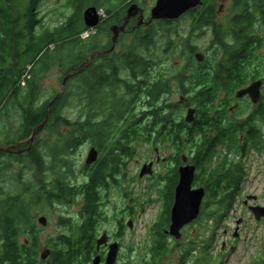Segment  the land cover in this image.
Returning a JSON list of instances; mask_svg holds the SVG:
<instances>
[{"label":"rangeland","instance_id":"374dc122","mask_svg":"<svg viewBox=\"0 0 264 264\" xmlns=\"http://www.w3.org/2000/svg\"><path fill=\"white\" fill-rule=\"evenodd\" d=\"M113 1L115 4L119 3V0ZM210 1L215 3L216 11L223 7L217 16L220 24L226 25L240 12V9L235 7V0ZM135 2L144 9L146 20H149L151 9L156 5L157 0ZM66 5L67 0H43L39 5V12L41 15H46L45 24L48 27H57L72 16L73 10ZM101 10L104 11V9ZM193 17V15H186L176 21L173 26L176 32L171 33L170 44L167 35L160 31L156 36L155 45L150 46L148 51H144L145 55L151 59L154 56L158 64L151 74L152 80L158 76L171 79L172 91L165 94L162 100L174 104L172 113L177 122H186L185 118L190 107L198 110L197 105L189 100L194 92L190 90L187 93L185 88H181L176 79L177 75L186 72L188 76H193V70L214 71L224 56L223 49L213 44L211 27L194 29ZM138 22L137 17L131 21L133 24L131 26L135 27ZM255 25H257L255 33L261 37V43L258 46L256 59L249 67L251 77L247 84L259 79L264 82V24L258 19ZM86 31H89L87 37L95 35L98 42H106L110 36L108 33H102L99 36L97 28L87 29L84 32ZM125 35L121 36L116 47L117 53L123 52L128 47L131 36ZM189 45L197 46L198 49L192 51ZM196 53L204 55L203 63L197 60ZM66 77L65 69L60 64L52 66L47 73L39 76L38 104L63 92L66 82L69 81L65 82ZM121 92L123 93L124 90ZM262 94L261 104H255L250 98H246L241 101L240 107L235 112L230 111V105L237 102L235 96L231 99L228 95L231 99L228 105L222 104L228 97L225 94L217 100L216 106L217 110L221 109L220 113L218 114L216 110L211 115L217 117L215 120V123L218 121L217 127L223 125L230 130H228L229 133L226 132L227 136L225 134L222 138H218L220 142L214 147L215 152L212 153L211 159L205 162V168L209 174L222 172L239 178L236 202L230 210L223 212L219 205L213 203L215 198L209 199L200 217L183 229L182 238L179 240L170 233H166L170 228L173 205H170L167 214L162 216L164 206L162 195L166 186L165 180L175 176L178 158L182 154L193 158L197 156L203 142L200 133L197 131L195 135H192L182 131L180 135L182 136L183 133L184 139H178H181L183 148L179 149L177 142L169 133L165 134L166 125H163L164 133L161 137L159 134V136L141 135L133 143L135 154L129 159L128 156L119 157L116 168L120 170L119 174L109 181L103 191L101 190L104 203L101 204L98 229L101 233L104 230L115 232L119 228L124 230L120 235L123 242L120 264H148V260L151 264H264V218L257 220L249 208V205L253 204L264 205V84ZM182 97L186 99L185 103L181 102ZM145 98H140L138 111L143 110ZM81 111L82 107L75 102L64 110V114L71 120H76ZM14 118L16 119V115ZM196 118H199L198 112ZM147 119L149 122L151 118ZM63 130L66 131V128ZM248 130H251L253 134L250 135ZM41 131L42 129L32 143L37 145L44 155L46 161L44 174H39L36 166L27 156L24 157L26 160L23 163V160L18 157L5 155L2 158L3 166L0 165V195L18 194L28 188L37 191L46 184L52 187L59 170L67 172L66 181L76 183L78 187L90 180L93 170L88 169L86 160L93 146H96L94 140L88 139L77 149L61 153L58 157L59 165L56 166L52 148L58 145L59 136L51 134L48 130ZM207 133V138L218 137L215 126L208 129ZM16 136L17 134L14 133H11L9 137L6 134H0V144L5 142L6 138L10 140L15 139ZM26 143L28 140H24L23 145ZM156 147L159 148L160 160H158L159 154L156 152ZM150 162H154V173L147 174L148 178L146 175L141 177V169L144 164ZM64 165H68L70 170L66 171ZM205 176H208V173ZM228 185L230 184L224 183L222 191H229ZM249 195H257L258 199L246 205L245 201ZM84 201L83 195L72 198L70 202L43 200L35 208L34 232L37 235L38 244L42 245L39 249L37 245L38 258L42 259L43 247L59 248L61 237L72 235L71 224L81 223L80 214ZM41 216L47 217L46 225L39 222ZM240 219L242 222L238 224ZM119 221L123 224L121 225ZM132 221L133 227H130L129 224ZM26 238L28 236L24 235L22 241ZM157 241L162 243L163 248L157 247Z\"/></svg>","mask_w":264,"mask_h":264},{"label":"trees","instance_id":"16d2710c","mask_svg":"<svg viewBox=\"0 0 264 264\" xmlns=\"http://www.w3.org/2000/svg\"><path fill=\"white\" fill-rule=\"evenodd\" d=\"M135 1L137 0H119V3L115 4L113 0H67V8L73 10L72 16L61 25L51 28L45 24L46 15H41V27L38 31L35 29L36 6L43 0H0V49H24L25 67L32 61H37L30 71L33 76L39 77L58 64L65 69L66 75L78 71V74L66 82L63 92L42 104L37 102L40 92L38 82L23 86L22 138L28 140L23 146H31L30 155L27 157L32 164L36 163L35 166L42 172L45 169L44 155L29 139L33 131L45 122L48 113V122L42 131L48 130L51 134L59 136L60 144L52 148L56 166L59 165L58 157L61 153L77 149L86 139H93L103 149V163L91 175L86 185V212L89 214V221L87 227L81 228L86 237H91L95 230L97 185L105 183V175L117 168L122 152L128 155L129 147L125 148L120 143H129L132 138L136 139L144 134L162 136L163 125H166L165 134L169 133L177 143L182 131L192 135L198 131L202 136V145L194 159L199 165L200 184L207 186L209 199L217 198L215 192L222 191L223 184L229 183V191H225L221 197L227 200L232 208L239 190V178L235 175H225L222 172L209 174L206 171L205 162L210 160L215 152L214 147L220 142L218 138H222L230 130L223 125L217 127V117L211 113L217 110L216 103L222 94L233 95L235 90L247 85L250 80L249 67L253 65L261 43V37L255 33V23L259 19L264 24V0H235V7L240 9V12L231 23L232 29H227L220 23L214 27L217 11L215 3L210 0H204L202 7L186 14L194 16L193 28L196 30L213 26L216 41L224 52L214 71L193 70V76L183 72L176 77L181 88H185L187 93L190 90L194 92L189 100L197 105L196 113L198 112L199 118H195L191 123L175 121L172 113L174 104L162 100L163 96L172 90L170 78L160 76L149 84L148 88L146 82L148 62L154 66L156 59L152 56L149 60L144 51L155 45L156 36L160 31L167 35L170 44L171 33L176 32L173 26L177 20L154 21L148 25V29L145 25L131 28L125 33L131 36L127 49L107 57L99 55L102 49H98L97 39L84 41L80 35L90 29L84 23L83 17V12L88 6L95 5L104 9L106 14L111 15L110 23L123 24L128 6ZM230 34L234 39L233 44L228 40ZM188 47L192 51L198 49L197 46ZM12 51L14 52H10ZM103 63L106 65H102ZM123 68L129 70L132 75V80L126 84L127 95L119 91L123 80L119 79L118 72ZM12 89L15 90L14 96H17L16 87L0 85V107ZM145 96L148 98V104L145 103L143 110L138 111L140 98ZM226 98L225 102H222L223 105H228L231 101L229 96ZM9 102L11 104V101ZM75 102L82 107V111L78 119L71 120L65 116L64 110ZM220 110H217L218 114ZM147 118H151L149 122ZM212 126L216 127L218 137L207 138V130ZM5 154L7 153L2 156ZM18 157L25 162V155ZM207 173L208 176H205ZM56 175L55 194L49 191L48 195H45L41 189L34 191L28 188L18 194L0 195V264H36L38 261V238L33 224L35 208L43 200L70 202L74 194V188L66 181L67 172L59 170ZM24 235L28 238L22 241ZM65 237L66 235H63L61 238ZM161 244L158 242L157 247L163 248ZM69 257L63 249H57L54 255L56 264L68 263Z\"/></svg>","mask_w":264,"mask_h":264},{"label":"flooded vegetation","instance_id":"af4514ba","mask_svg":"<svg viewBox=\"0 0 264 264\" xmlns=\"http://www.w3.org/2000/svg\"><path fill=\"white\" fill-rule=\"evenodd\" d=\"M40 4L41 3H38L37 6H36L37 16L35 18V20H36L35 29L38 30V31L40 30V27H41V24H40L41 13L39 12V5ZM222 9H223V7H221V9L217 11L216 25H214V27L217 26V23H218L217 16L221 12ZM235 17H236V15L233 16L230 19L229 23H227L225 25L227 27V29L228 28L232 29L231 23L235 19ZM110 18H111V15L106 14L105 11H103V14L101 15V19H100L99 25L96 27L98 29V31H99V36L102 33H108L110 35L107 38L106 42H101V41L98 42V40H97V42L99 43V48L98 49H102L100 51L99 55H102L103 57L112 56V54L117 53L116 47H117V45L120 42L121 36L123 34H125L127 31H129L131 28H134V27L131 26V25H133V24H131V21L133 19L137 18V17L132 18L130 20V22L127 24L126 30L122 31L120 33V36H119L115 46H113L114 33H113L111 28H112L113 25L119 24V23H110ZM145 20H146V16H145ZM149 24L150 23H148V20H146L142 25H145V27H147V29H148V25ZM138 26L139 25L137 23V25L135 27H138ZM22 27L24 28L25 24H23ZM214 27L211 26V29L213 31V37H214L213 44L215 46H220L217 43L216 38H215ZM84 33L85 32H82L80 34L84 41H88L91 38L92 39L97 38L95 35L93 37H90V35L87 37V35H85ZM228 40H229L230 44L234 43V39H233V36L231 34L228 37ZM11 50H14V52L13 51L10 52ZM24 52H25L24 49H0V85H10L11 87H14V88L16 87L17 88L16 89L17 90V96H14L15 95V90L12 89L9 97H7L4 100L3 104L0 107V134H6V135H8V137H9V135L11 133L17 134L15 139L12 138V139L9 140V138H6L5 142H1V144H0V165L1 166H3L2 158L5 157V155H7V156L11 155V156H15V157H18L19 155H25V156L30 155L31 146H27V147L23 146L24 139L22 138L23 137V132H24V110H23L24 89H23V86L27 85V84H32L33 82H38L39 81V79H38L39 77L35 76V75L33 76L30 73L32 68H34L36 63H37L36 60L32 61L31 64H29V65H27L25 67V59L26 58H25ZM27 59H29V57ZM148 59L150 60L151 58L148 57ZM199 62L203 63L204 59H203V61H199ZM102 65H106V64L103 63ZM157 65L158 64L156 63L153 66L150 61L148 62V69L146 71L147 88H148L149 84H151L153 81H156V80H158L160 78V76H158L157 78L152 80V76H151L154 68ZM75 72L76 71L71 72L72 74L67 80H70L74 75L78 74L77 73L78 71L76 73ZM119 73H120V78L119 79L123 80L122 81L123 84H121V87H120L119 91H120L121 94H126L127 95V91L128 90H127L126 84L130 83V81L132 80L131 72L129 70H127L126 68H123L122 70L119 69L118 76H119ZM86 76H87V74H85V77H84L85 79L87 78ZM248 85H250V84L242 86L241 88L246 87ZM241 88H239V89H241ZM239 89H237V90H239ZM121 90H124V92L122 93ZM236 91L234 92L233 95H229L231 99L235 96V98L237 100V102L234 105H230V111L231 112H235L240 107V103H241V101L243 99L250 98L248 95L244 96L243 98H237L236 97ZM147 93H148V89H147ZM262 97H263V94H262ZM182 99H183L182 103H185L186 99L183 98V97H182ZM9 101H11V104H10ZM145 102L148 104V98H145ZM261 103L262 102L260 101L257 104H261ZM236 105H237V107H235ZM15 115H16V119L14 118ZM119 128H116V129L119 130ZM248 133L250 135L253 134V132L251 130H248ZM117 134H119V133H117ZM179 138H183L184 139L183 133H182V136L180 135ZM86 140H88V139H86ZM86 140H84V141H86ZM134 140L135 139L132 138V141L129 142V143H126V142L120 143V145H123L125 148L129 147L128 155H126V152H122L123 153L122 154L123 158L128 156V159H129L135 154V147L133 146ZM180 141H181V139L180 140L178 139V143L177 144H178V148L182 149L183 148V144H181ZM32 145H33V143H32ZM94 145H96V146H93V147H95L99 151V157H98L97 161H95L94 163L88 165V169L89 170H91V169L93 170L92 173L90 174V179H91V175L96 170H98L100 168L101 163H103L104 154H105L103 152V149L101 147H99L98 144H94ZM156 152L159 154L158 158L159 157L161 158V155L159 153V148L158 147H156ZM3 153H7V154L2 156ZM183 155L184 154H182L181 157L178 158V163H177L178 164V168H177L176 173L174 174L175 176H173V178H167L165 180L166 181V186L164 187L163 195H162L163 196V203H164L162 216L167 214V212L169 211V206L173 205V203L175 201L176 187H177V185L179 183L180 176H181L180 167L184 166L186 164H192V165H195V167H196L195 178H194V181H193V184H192V189H197V188H200V187H204L206 189V194H205V197L203 199L201 212H202V209L207 204L206 202L209 199V191L207 189V186L205 184H200V180H199V177H198L199 165L197 164L196 160L193 157H190V156L188 157V160L186 162L183 161V157H182ZM102 156H103V158H102ZM28 159H29V157H28ZM164 160H166V159H164ZM33 164L35 165L36 163H33ZM55 169H56V166L54 167V170ZM37 170H38L39 174H41V175L44 174V172L46 170V165H45V169H44L43 172H42L41 169H39V167H38ZM69 170L70 169H68V167H66V171H69ZM118 170L119 169H114V170L108 172L105 175V181L106 182L105 183L102 182L101 184L97 185V188H96L97 199H96V202H95V204H96V208H95L96 211L95 212H97V213H96V216H95V227H94L95 230H94V232H93L91 237L84 236V234H83L84 231L81 230V228L84 229V227L88 226V221H89L88 220L89 219V214H87L88 212H86V205L88 204V197H87V192H86L87 186L86 185L88 183L84 184L81 187H78L76 183L68 182V184H70V186L72 188H74L72 190V194L74 193L72 198H74V197L76 198V196H78V195H83L84 198H85V201H84V203L82 205L81 214H80L81 215L80 216L81 223L78 224V225L71 224L72 235L71 234L70 235H66L65 238L60 239L61 247H59V248H57V247H55V248L43 247L42 250H44V251L48 250L49 251V255L47 256V258H43L42 257V254L44 252L43 251L41 253L42 259L38 258V261L36 262V264H56L55 259H54V255H55V252H56L57 249L65 250L70 256L69 259H68V263H64V264H108L107 263V257H108V254H109L110 250H111V246L113 244H118V257H117L116 262L114 264H120L121 263V261H122L121 253L123 251V242L121 241L120 235H121L122 231H124V230L122 228H119L115 232H112V231L108 232L107 230H104V232L101 233V231L98 229V225H99V221H100L99 218H100V214H101L100 213L101 212V204L104 203V201H103L104 195H103L102 191H103L104 187L107 186L109 181L112 180V178L115 179L116 175L119 174L120 170L119 171ZM146 176L148 178V175H146ZM143 177H145V176H143ZM102 178H103V174H102ZM40 181L42 183V180H40ZM44 184H45V182H44ZM169 185H170V188H169ZM41 190L45 193V195H48L47 193L49 191H51L52 194H55L56 191H57V189H56V179L53 181L52 187L50 185L48 187L47 184L44 185V186L42 185ZM223 193H224V191H216L215 194H216L217 198H215V200H213V203L219 205V208H222L221 211L224 212V211L230 210L231 209V205L229 204V202L227 200H223V198L221 197V195ZM54 201H56V200L54 199V200H52L50 202H54ZM124 222H125V218L123 219V223ZM119 223H121V225L123 224L122 221H119ZM192 223H190V224H192ZM129 225H130V227H133V221L130 222ZM189 225H187V226H189ZM187 226H185V227H187ZM183 229H182V231H183ZM166 233H168V232H166ZM182 235H183V233H182ZM102 237H105V242L99 244V240ZM41 246L42 245L38 244V249L41 248ZM97 258H98V262L95 263V260ZM6 264H8V263H6ZM148 264H151V261L148 260Z\"/></svg>","mask_w":264,"mask_h":264},{"label":"water","instance_id":"95a60500","mask_svg":"<svg viewBox=\"0 0 264 264\" xmlns=\"http://www.w3.org/2000/svg\"><path fill=\"white\" fill-rule=\"evenodd\" d=\"M203 5L204 0H157L156 5L151 9V16L148 20V23L159 20H178L181 17L185 16L189 11L202 7ZM102 14L103 11L97 6H88L83 12L84 22L86 26L90 28H96L99 25ZM134 17H138L139 26H141L146 21L144 10L140 7L137 2H132L128 6L127 15L123 24H115L112 26L111 29L114 33L113 46H115L120 36V33L126 30L127 24ZM196 58L199 61H203L204 55L202 53H196ZM71 74L72 73L67 75L65 82L71 76ZM263 84V80H255L250 85L237 90L236 97L243 98L244 96L248 95L251 98L252 102L257 104L262 99ZM181 102H183V99H181ZM51 106L52 102L50 103V107ZM235 107H237V105ZM195 117L196 108L190 107L185 118L186 122H193ZM48 118L49 113L45 122L33 131V134L29 139L31 142L35 140V137L37 136L39 131L44 128V126L48 122ZM98 157L99 151L98 149L93 147L89 152L86 163L88 165L92 164L98 160ZM182 157L183 161L186 162L188 160L187 155L184 154ZM160 159L161 158L159 157L158 160ZM153 166L154 162L144 164L143 168L141 169L140 176L143 177L147 174L152 175L154 173ZM195 171L196 167L192 164H186L180 167L181 176L179 183L176 187L175 201L172 207L171 224L168 230V233H170V235L176 238L177 240L182 238V229L197 220L201 214V208L203 199L206 194V189L204 187L192 189V184L195 178ZM257 199V195H249L247 197V200L245 201V204L248 205L250 201H256ZM249 208L253 212L257 220H262L264 218V205L253 204L249 205ZM39 222L43 225H46L48 223V219L46 216H41L39 217ZM241 222L242 219L238 221V224H240ZM103 242H105V237H102L99 240V244ZM48 255L49 251L45 250L42 254V257L47 258ZM117 257L118 244H113L107 257V263L114 264L116 262ZM97 262L98 258L95 260V263Z\"/></svg>","mask_w":264,"mask_h":264},{"label":"built area","instance_id":"2783aa9c","mask_svg":"<svg viewBox=\"0 0 264 264\" xmlns=\"http://www.w3.org/2000/svg\"><path fill=\"white\" fill-rule=\"evenodd\" d=\"M84 34H85V35H88V34H89V31H86Z\"/></svg>","mask_w":264,"mask_h":264},{"label":"bare ground","instance_id":"6f19581e","mask_svg":"<svg viewBox=\"0 0 264 264\" xmlns=\"http://www.w3.org/2000/svg\"><path fill=\"white\" fill-rule=\"evenodd\" d=\"M89 28H90V27H89ZM90 29H94V28H90ZM90 29H89V30H90ZM171 215H172V212H171Z\"/></svg>","mask_w":264,"mask_h":264}]
</instances>
